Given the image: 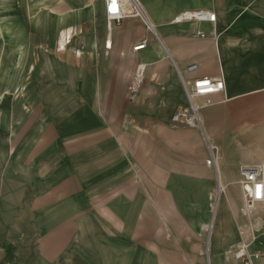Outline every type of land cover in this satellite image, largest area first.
I'll return each instance as SVG.
<instances>
[{"label":"crops","instance_id":"crops-1","mask_svg":"<svg viewBox=\"0 0 264 264\" xmlns=\"http://www.w3.org/2000/svg\"><path fill=\"white\" fill-rule=\"evenodd\" d=\"M149 3L154 33L139 17L109 27L104 0H0L26 86L22 145L0 170V263L207 264L208 248L224 264L248 220L240 167L264 162V0ZM192 9L217 19L174 20ZM177 68L224 78L201 128L171 121L188 102Z\"/></svg>","mask_w":264,"mask_h":264},{"label":"built area","instance_id":"built-area-1","mask_svg":"<svg viewBox=\"0 0 264 264\" xmlns=\"http://www.w3.org/2000/svg\"><path fill=\"white\" fill-rule=\"evenodd\" d=\"M104 10L109 27L125 17H139L145 22L148 30L155 32V23L147 13L142 0H104ZM216 19L217 13L209 9L184 10L174 18V20L209 21L211 23H214ZM196 34L206 36L209 33L197 30ZM211 34L215 35V29L212 30ZM106 45L109 48L111 41L108 40ZM145 45L146 40L143 43L134 45L132 49L137 51L144 48ZM196 68V63L187 66L188 70ZM145 69V63L140 62L137 64L132 81L133 89L138 88L143 82ZM177 71L188 102L177 107L171 116V121L201 128L200 110L202 106L214 103V94L225 91L224 78L221 75L187 78L179 68H177ZM200 97L204 98L203 103L196 101ZM208 148L212 153L214 163H216L218 146L210 143ZM239 183L244 197L243 213L248 220L246 224L238 226L239 237L226 250L228 261L231 262L230 264H264V248L260 246V243L264 240V224L257 221L254 215L258 205L264 203V162L242 165L240 167Z\"/></svg>","mask_w":264,"mask_h":264},{"label":"rangeland","instance_id":"rangeland-1","mask_svg":"<svg viewBox=\"0 0 264 264\" xmlns=\"http://www.w3.org/2000/svg\"><path fill=\"white\" fill-rule=\"evenodd\" d=\"M149 1L150 0H142V3L147 13L152 18V8ZM1 26L2 25L0 24V28L2 29L3 26ZM10 46L11 52H5V43H3V37H0V163H4L0 165L2 173H7L8 171V166L4 160L5 155H9L11 157L16 155L17 149L22 145V135L15 133V129L17 128L15 121L16 117L17 119L21 117V99H23V94L25 93L24 91L26 88L23 83L24 81L22 82V56L21 53L14 51L15 49L19 50L20 48L16 46V42H11ZM6 146H8V148H6ZM7 150H10L9 154ZM216 197L217 194L214 197V201L216 200ZM254 215L257 221L264 224V203H260L258 205ZM219 216L220 213L215 210L213 217L216 219ZM15 249H17L16 246L11 249V252L19 254L22 253V251ZM206 249V263L210 264L208 248ZM221 257L223 259V263L225 264V261L227 262L228 260L226 252Z\"/></svg>","mask_w":264,"mask_h":264},{"label":"bare ground","instance_id":"bare-ground-1","mask_svg":"<svg viewBox=\"0 0 264 264\" xmlns=\"http://www.w3.org/2000/svg\"><path fill=\"white\" fill-rule=\"evenodd\" d=\"M211 224H212V223H209V224H208V228H209V229L211 228Z\"/></svg>","mask_w":264,"mask_h":264}]
</instances>
